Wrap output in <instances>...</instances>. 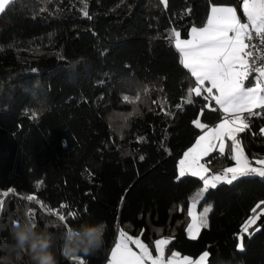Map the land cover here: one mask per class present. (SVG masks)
Here are the masks:
<instances>
[{"label": "trees", "instance_id": "1", "mask_svg": "<svg viewBox=\"0 0 264 264\" xmlns=\"http://www.w3.org/2000/svg\"><path fill=\"white\" fill-rule=\"evenodd\" d=\"M241 2L12 0L0 12V225L6 224L0 226V258L27 264L26 252L8 255L11 222L5 217L31 207L42 227L59 221L46 209L64 204L65 214H81L68 220L71 227L105 223L103 246L77 254L86 264L104 263L120 228L148 245L168 237L167 250L181 255L207 251L206 264H264V215L241 231L264 201V179L243 178L205 193L199 207L209 200L213 207L192 239L188 207L203 181L178 178L179 158L200 132L193 121L212 125L221 113L204 96L192 94L187 103L195 79L180 64L171 30L186 39L193 26L206 23L212 5H232L242 16ZM255 111L239 134L251 161L264 158V109ZM202 162L214 174L235 161L226 147ZM53 225L57 264H78L60 247L64 225Z\"/></svg>", "mask_w": 264, "mask_h": 264}, {"label": "snow or ice", "instance_id": "2", "mask_svg": "<svg viewBox=\"0 0 264 264\" xmlns=\"http://www.w3.org/2000/svg\"><path fill=\"white\" fill-rule=\"evenodd\" d=\"M11 2L12 0H0V12ZM164 2L167 3V0ZM240 7L247 22H241L235 7L213 6L206 23L190 29L189 38H182L181 32L176 29H172L170 33V42L174 43L179 53L180 64L195 78V87L189 90L187 103L193 102L192 94L195 97L204 96L205 100L214 101L219 106L216 111L223 113V119L214 127H209L199 119L193 121L194 126L201 129L203 134L196 138L192 147L184 153V158L179 161V177L190 174L203 181V188L199 190L201 196L220 184L231 185L253 176L264 179V158L256 159V166H253L238 138V134L244 133L250 127L248 117L258 115L256 109H264V47H260L264 46V0H242ZM82 14L90 18L87 10ZM254 39L259 41L260 46L253 43ZM253 74L255 83L249 87L246 81ZM123 99L135 103L139 96L132 101L128 96ZM260 133L264 134V127L260 128ZM228 141L231 142L230 145ZM226 147L230 148L234 166L210 174L209 168L201 163L202 158L214 151L224 154ZM12 191L13 189H8L3 195L7 196ZM25 199L44 207L35 195H27ZM261 204L264 201L252 208L253 215L242 225V233L247 232L264 215ZM3 206L4 201L0 200V210ZM67 207L61 204L58 209L49 207L46 211L65 228L70 229L68 220L79 219L81 214L71 210L65 214L64 209ZM194 207L195 203L188 209L192 222L188 224L187 232L192 239L196 238L201 227L207 226V216L211 210L210 207H205L202 212L195 214ZM25 215L38 225L36 209L26 208ZM15 222V219L12 220V223ZM154 243L155 257L139 237L133 238L121 229L115 246L111 249L108 264H206L209 257V253L205 251L195 260L188 256L180 258V254L173 251L165 260L164 250L170 240L158 239ZM130 245H135L139 252L133 251ZM243 247L241 237L237 248L243 251ZM70 259L78 264H86V260L77 255Z\"/></svg>", "mask_w": 264, "mask_h": 264}, {"label": "clouds", "instance_id": "3", "mask_svg": "<svg viewBox=\"0 0 264 264\" xmlns=\"http://www.w3.org/2000/svg\"><path fill=\"white\" fill-rule=\"evenodd\" d=\"M59 226L60 221L45 222L38 226L23 214L15 223L11 222L9 235L11 251L20 250L27 253V264H57L53 245L56 235L49 230L48 224ZM105 223L82 221L77 226L64 228L59 235V242L65 256L93 254L104 244ZM16 259H19L17 254ZM0 264H15L10 256L0 258Z\"/></svg>", "mask_w": 264, "mask_h": 264}, {"label": "crops", "instance_id": "4", "mask_svg": "<svg viewBox=\"0 0 264 264\" xmlns=\"http://www.w3.org/2000/svg\"><path fill=\"white\" fill-rule=\"evenodd\" d=\"M241 4H242V2H241ZM213 6H229V5H212L211 7H210V9H209V13H210V10H211V8L213 7ZM230 6H232V5H230ZM209 13H208V15H209ZM242 13H243V11H242ZM240 16V15H239ZM242 19H244V20H246V17H244L243 16V14H242V16H240ZM189 38V37H188ZM187 39V38H186ZM195 79V78H194ZM251 82H255V74L254 75H252L251 77H250V79L248 80V81H246V85L247 86H249V87H251ZM213 104H214V106L216 107V108H218L219 106L218 105H216L215 104V102L214 101H211ZM256 110H258V109H256ZM220 113H221V116H220V118L218 119V121L216 122V123H214V124H212V125H208L209 127H214L217 123H219L222 119H223V113H222V111H220ZM203 134V132H202V130L200 129V132L198 133V134H196V136H195V138H194V140H193V143L189 146V148L190 147H192V145L195 143V141H196V138L198 137V136H200V135H202ZM238 138H239V140H240V142H241V139H240V137H239V134H238ZM241 145H242V143H241ZM243 147V146H242ZM188 150V148L182 153V155H181V157L179 158V161L181 160V159H183L184 158V153L186 152ZM245 152V151H244ZM211 154V153H210ZM246 154V153H245ZM247 155V154H246ZM207 157V156H206ZM206 157H203L202 158V160L204 159V158H206ZM202 160H201V163H203L202 162ZM250 160V159H249ZM179 161H178V168H179ZM251 161V160H250ZM252 163H253V166H256L255 165V161H251ZM234 164H235V162H234ZM234 166V165H233ZM200 200L201 199H196V198H194V195L191 197V199H190V202H189V207L190 206H192L194 203H195V207L197 206V208L199 207V204H200ZM213 206V201L212 200H209V201H207L205 204H204V207H209V206ZM261 205H264V204H261ZM189 207H188V209H189ZM203 207V206H202ZM187 228H188V225L186 226V231H187ZM121 229H123L124 230V228H120V230ZM201 229V228H200ZM119 230V231H120ZM119 231H118V233H117V235H116V238H115V240H114V242H113V244H112V247H114L115 246V242H116V239H117V237H118V235H119ZM125 232H127L128 233V235L129 236H131V237H133V238H137V237H139L140 238V235H133V234H131L130 232H128V231H126V230H124ZM187 234H188V232H187ZM188 236H189V234H188ZM141 239V238H140ZM158 239H169L168 237H163V236H158L157 238H156V240H158ZM155 240V241H156ZM141 241L143 242V240L141 239ZM154 241V242H155ZM144 243V242H143ZM144 244H146V245H148L147 243H144ZM131 247H132V249H133V251H136V252H139V249H137L136 248V246L135 245H130ZM148 247H149V251L152 253V255L155 257V255H156V250H155V243L153 244V245H148ZM112 249V248H111ZM111 249H110V251H109V253H108V255H107V258H106V260L104 261V263L103 264H108V259H109V257H110V253H111ZM173 251H168L167 250V247H165V250H164V258H165V260H167V258L169 257V256H171V253H172ZM175 252H177V251H175ZM203 253V252H202ZM202 253H200L198 256H196V257H191L192 259H198L200 256H201V254ZM180 254V253H179ZM184 256H187V255H181L180 254V258H182V257H184ZM188 257H190V256H188Z\"/></svg>", "mask_w": 264, "mask_h": 264}, {"label": "rangeland", "instance_id": "5", "mask_svg": "<svg viewBox=\"0 0 264 264\" xmlns=\"http://www.w3.org/2000/svg\"><path fill=\"white\" fill-rule=\"evenodd\" d=\"M161 2H162V4H164V5L166 4V3L164 2V0H161ZM229 6H230V5H229ZM231 7H233V6H231ZM237 14H238V12H237ZM238 15H239V14H238ZM241 22L244 23V22H247V21L241 18ZM254 83H255V82H251L250 85L253 86ZM197 119H199V118H197ZM197 119H196V120H197ZM199 120H200V119H199ZM258 159H259V158H258ZM205 166H206V165H205ZM189 175H190V174H189ZM178 178H180V177H179V168H178ZM201 188H203V186H202ZM201 188H200V189H201ZM200 189H199V190H200ZM199 190L195 192V194H194V198H196V199H203V197L205 196V193L203 194V196H201V195H199ZM202 206H203V207H202ZM202 206H201V207H198V208H197V206L194 207V208H193V212H194L195 214H199V213L202 212V211L204 210V208H205V207H204V204H203ZM209 207H210V209H211L213 206L211 205V206H209ZM26 208H28V207L25 206L23 209L26 210ZM261 208H264V205H261ZM251 215H253V213H252ZM19 216H20V215H19ZM19 216H18V213H17V214H16V213H14V214L12 213V214L8 215L7 217H5V219H6V221H8V222H12V220H14V219H18ZM0 217H2V214H1ZM20 217H21V216H20ZM0 220H1V219H0ZM191 222H192V219H191V217H189V220H188L187 225L190 224ZM4 225H6V224H4ZM4 225H2V226L0 225L1 228H2ZM251 226H252V225H251ZM251 226H250V227H251ZM250 227L248 228L247 231H249ZM254 229H255V228H254ZM256 229H257V228H256ZM241 237H242V236L240 235V236H239V242H241ZM243 246H244V245H243ZM243 248H244V247H243ZM7 251H8V255L12 252V251L9 249V246L7 247ZM12 256H13V255H12Z\"/></svg>", "mask_w": 264, "mask_h": 264}, {"label": "built area", "instance_id": "6", "mask_svg": "<svg viewBox=\"0 0 264 264\" xmlns=\"http://www.w3.org/2000/svg\"><path fill=\"white\" fill-rule=\"evenodd\" d=\"M253 43H256L258 46H260V45H259V41H258L257 39H254V40H253ZM260 47H264V46H260ZM248 122H249V119H248Z\"/></svg>", "mask_w": 264, "mask_h": 264}]
</instances>
